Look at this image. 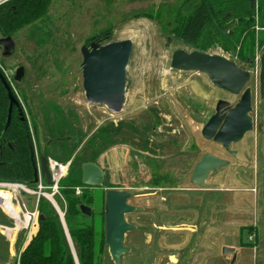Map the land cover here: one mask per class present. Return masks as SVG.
<instances>
[{"label": "rangeland", "instance_id": "1", "mask_svg": "<svg viewBox=\"0 0 264 264\" xmlns=\"http://www.w3.org/2000/svg\"><path fill=\"white\" fill-rule=\"evenodd\" d=\"M186 1L53 0L42 19L13 35L15 52L9 59L0 53V71L31 131L38 126L34 147L40 170L48 140L70 132L77 149L67 164L75 162L79 180L87 160L105 172L103 185L91 190L94 216H86L95 226L97 253L105 233V193L114 189L133 194L129 205L142 208L126 216L137 230L126 235L131 252L122 256L121 264H264V131L258 130L264 121V29L257 20L254 40L238 51L240 58L237 52L234 57L221 50L209 52L251 74L246 88L252 94L248 117L254 129L225 149L206 140L202 131L213 116L224 120L241 95L216 87L204 74L171 68L174 52L194 51L172 33L184 17L180 10ZM255 1L258 19L260 1ZM103 33L109 35L102 45L133 43L119 112L89 103L83 88L81 50ZM20 67L24 77L16 82ZM206 153L229 165L211 172L206 184L213 187L202 189L191 182V175ZM47 159L57 160L51 154ZM44 193L42 198L64 214L62 196L57 194L53 204L51 192ZM0 194L11 211L10 195ZM24 199L33 208L35 197ZM227 248L235 253L225 254ZM102 258L103 264H114L108 247Z\"/></svg>", "mask_w": 264, "mask_h": 264}, {"label": "trees", "instance_id": "2", "mask_svg": "<svg viewBox=\"0 0 264 264\" xmlns=\"http://www.w3.org/2000/svg\"><path fill=\"white\" fill-rule=\"evenodd\" d=\"M52 1L13 0L0 7L1 38L13 37L24 27L42 19ZM259 1L257 19L255 0H187L180 10V14L184 12V17L180 25L173 28L172 33L179 41L194 50L203 53L221 50L229 55L237 52L240 58L246 42L254 40L253 29L257 20L260 28L264 29V0ZM108 35L109 33H103L97 39L105 42ZM12 93L14 94L13 90ZM9 106L8 92L0 80V183H20L36 190L38 184L35 183L37 161L34 139H39V129L34 125L31 131L23 109L24 121L21 120L17 108L13 109L12 120L7 127ZM25 127L28 128V132L25 131ZM101 134L102 132L100 137ZM70 135L68 132L63 137L49 139L45 148H42L41 156L47 158L50 154L55 155L58 163L66 165L75 156L77 149V140ZM67 149L68 153L63 151ZM89 162L94 163L93 160H87L81 167ZM74 163L73 161L69 167L71 174L59 183V194L65 203L61 208L64 223L54 206L41 197L38 211L39 215L44 217V221L38 222L36 233L31 237L16 264H103L102 254L107 247L105 233L102 232L100 235V251L97 253L95 226L87 222V217L81 211V207L85 206L92 210L91 217L94 216L95 198L91 194L94 188L82 184L81 167L79 180ZM43 179L46 184L45 178ZM76 188L82 190L79 195ZM102 224L104 228L105 213Z\"/></svg>", "mask_w": 264, "mask_h": 264}, {"label": "water", "instance_id": "3", "mask_svg": "<svg viewBox=\"0 0 264 264\" xmlns=\"http://www.w3.org/2000/svg\"><path fill=\"white\" fill-rule=\"evenodd\" d=\"M133 43L130 40L115 42L100 47L93 45L92 50L84 46L81 50L83 56V88L85 97L93 105L105 106L112 111L122 110L125 102L127 87V68L132 56ZM0 52L3 58L9 59L15 52V43L12 37L0 38ZM260 86L261 97L264 99V50L261 54ZM171 68L176 71L197 72L206 75L218 88L233 95H241L238 104L230 110L225 119L213 116L202 131V136L210 141L214 140L228 149L231 144L240 141L247 133L254 129L252 120L248 117L252 109V94L246 88L251 79L248 71L240 69L234 61L222 55L203 53L194 50L190 53L183 50L174 52L171 60ZM25 69L20 67L16 71L15 81L21 82ZM0 80L8 92L10 100L7 127L10 125L13 109L19 110L22 121L23 111L20 102L12 93L4 74L0 71ZM264 131V121L258 128ZM28 132V128L25 127ZM41 172L47 186H54L52 172L47 158H40ZM229 162L210 153L202 156L195 166L191 175V182L202 189L213 186L206 184L211 172L218 168H224ZM82 184L87 187H101L105 181V172L96 163H85L81 167ZM35 183H39V168L35 167ZM133 194L125 191L108 190L105 193V244L108 247L110 257L114 264H121L122 256L131 252L125 246L126 235L135 232L137 227L128 223L126 216L142 211L140 207L129 205ZM85 216L90 217L92 210L85 206L81 207ZM62 220V219H61ZM44 217H39V222ZM64 223V219L62 220ZM71 248L73 245L69 239ZM235 253L232 249H225V254ZM235 262V258L232 263Z\"/></svg>", "mask_w": 264, "mask_h": 264}, {"label": "built area", "instance_id": "4", "mask_svg": "<svg viewBox=\"0 0 264 264\" xmlns=\"http://www.w3.org/2000/svg\"><path fill=\"white\" fill-rule=\"evenodd\" d=\"M13 0H0V7L8 4ZM50 166L54 170L53 181L55 183L54 186H47L44 184V177L42 175L41 170L39 169V183L36 190L30 189L24 184L20 183H0V190L6 192L10 195V203H11V211L5 210L3 207V203L0 202V209L4 211L9 218L16 220L19 216H24L26 219L25 229L27 231V237H31L36 229L39 222V211L38 205L39 200L42 196L45 195V191L51 192V195L48 196L50 200H52L53 204H55L53 198L55 195L59 194V183L60 181L66 177L68 171V165H59L57 163H51ZM63 172V174H61ZM46 183V182H45ZM77 194H80V190L77 189ZM24 195L35 197V204L33 208H29ZM5 203V202H4ZM61 219H64V214L59 213Z\"/></svg>", "mask_w": 264, "mask_h": 264}, {"label": "crops", "instance_id": "5", "mask_svg": "<svg viewBox=\"0 0 264 264\" xmlns=\"http://www.w3.org/2000/svg\"><path fill=\"white\" fill-rule=\"evenodd\" d=\"M51 163L63 165L58 163L56 160L48 159V165L52 174H54V170L50 166ZM67 165L69 170L70 164ZM0 202L4 203L3 194H0ZM5 207V210H7L8 204H6ZM1 211L2 215H0V264H16L21 253L28 245L31 237L36 233V230H34V233L31 235V237L28 238L27 231L25 229V217L19 216L16 220H13L9 218V216H7V214H5L3 210ZM14 225H18L20 229L18 231H15ZM8 229L13 230L12 234H8L6 232Z\"/></svg>", "mask_w": 264, "mask_h": 264}, {"label": "flooded vegetation", "instance_id": "6", "mask_svg": "<svg viewBox=\"0 0 264 264\" xmlns=\"http://www.w3.org/2000/svg\"><path fill=\"white\" fill-rule=\"evenodd\" d=\"M102 43H103L102 40H99V39H97V38H94V39L90 40L89 42H87L85 46H86L89 50H92V46H93V45H98V46H100V47L105 46V45H102ZM0 53L3 54V52H0ZM2 56H3V55H2ZM133 199H134V195H133ZM133 199H132V200H133ZM140 212H142V211H140ZM140 212H136V213H140ZM134 214H135V213H134Z\"/></svg>", "mask_w": 264, "mask_h": 264}, {"label": "bare ground", "instance_id": "7", "mask_svg": "<svg viewBox=\"0 0 264 264\" xmlns=\"http://www.w3.org/2000/svg\"><path fill=\"white\" fill-rule=\"evenodd\" d=\"M61 174H63V172H61ZM2 192H3V191H2ZM10 206H11V203H10ZM19 229H20V227H19L18 225H14V230H15V231H18ZM6 232H7L8 234H12L13 230L8 229Z\"/></svg>", "mask_w": 264, "mask_h": 264}]
</instances>
